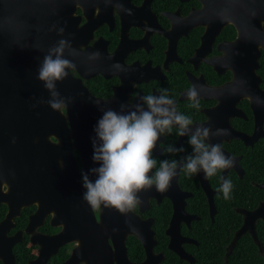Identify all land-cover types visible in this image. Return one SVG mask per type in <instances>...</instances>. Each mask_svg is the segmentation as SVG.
<instances>
[{"label":"flooded vegetation","instance_id":"flooded-vegetation-1","mask_svg":"<svg viewBox=\"0 0 264 264\" xmlns=\"http://www.w3.org/2000/svg\"><path fill=\"white\" fill-rule=\"evenodd\" d=\"M72 13L65 27L72 28L68 33L75 52L69 55L70 50H66L65 57L76 65L69 70V90L74 95L70 105L76 106L75 121L69 119L66 107L61 111L64 122L39 121V109L34 106L31 109L36 112H31V120L20 117L8 123L6 90L0 84V264L35 261L65 264L77 247L93 246L88 238L81 244L77 234H72L76 239L61 245L50 241L65 227L52 223L55 210L52 204L56 209L63 208L65 219H72L77 225L91 221L86 212L90 206L82 198L85 189L81 172L99 166L92 159V140L96 135L94 127L105 109L100 102L93 105L87 101L77 82L92 97L101 100L112 98L116 89L126 83L124 102L128 104H134L142 95H158L166 88L176 101L177 111L190 116L194 123L205 126L210 123L213 129L229 130L228 136L214 137L210 142L222 145L225 155L235 159L234 167L210 178L203 172L189 177L178 170L168 191L161 193L153 188L145 192L143 211L139 205L130 212L142 220H152L157 240L154 252H163L165 256L160 264H165L168 252L160 244L158 226L160 222L166 224L163 231L170 250L167 229L175 211L183 247L193 260H183L174 252L181 264L197 263L201 236L220 239L234 222L237 226L233 236L224 246L227 262L235 248L231 243L245 223L246 212L264 202V194L260 192H264V0H75ZM118 48L122 50L121 60L113 56ZM97 51L99 58L90 59V54ZM117 63L119 67L114 66ZM120 72H124V77ZM193 84L200 88L199 110L192 108L183 95ZM160 141L154 152L158 165L163 159L180 161L192 152L188 137L178 136L175 127L172 134L161 136ZM182 144L185 152L162 154L168 145ZM66 159H71V164L78 168L74 173L78 178L73 184L63 179ZM55 160L57 170L50 179V191L58 192L57 196L45 192L39 180L44 173L38 170V164L49 161L51 164ZM222 178L232 181L240 203L222 199L223 193L218 191ZM90 179L95 176L90 174ZM74 183L81 187L78 184L74 187ZM245 199L253 205L244 206ZM40 204L50 208L43 217L38 216ZM102 208L92 209L97 222H101ZM129 220V214L114 210L109 222L120 231ZM260 222L264 223L263 217L256 221L257 234ZM97 229L86 230L95 245L96 256H100L101 245L95 242H101ZM247 234L254 240L250 233L238 240ZM134 238L140 242L136 235H126L129 258L142 262L146 253L141 242L144 256L136 260L130 256ZM109 242L114 247L111 239ZM88 247L77 256L76 264L99 262L98 257L87 251ZM258 249L264 252L263 243Z\"/></svg>","mask_w":264,"mask_h":264},{"label":"clouds","instance_id":"clouds-1","mask_svg":"<svg viewBox=\"0 0 264 264\" xmlns=\"http://www.w3.org/2000/svg\"><path fill=\"white\" fill-rule=\"evenodd\" d=\"M51 30L61 36L65 32L64 27L57 28L56 25ZM66 50H70L69 55L75 52L71 41L58 40L48 49L37 70V79L50 94L46 103L60 113L73 100V97L61 96L57 89V82L65 80L69 70L76 67L73 60L65 57ZM99 56L97 51L89 58ZM114 66L119 67V64ZM158 93L139 96L134 104L121 103L120 111L111 108L103 111L94 127L96 135L92 140V159L99 166L81 172L85 189L82 198L92 209L103 206L127 215L143 204L141 193L153 187L161 193L168 191L178 170L189 177L203 172L206 178H210L234 167L235 159L225 155L222 145L210 142L214 137L228 136V129H213L210 123L207 126L194 123L190 116L177 111L176 101L168 94V89ZM183 95L191 102L192 108L200 109V88L197 85L193 84ZM174 127L178 136L188 137L192 152L181 157L180 161L163 159L158 165L154 152L158 143L159 147L161 145V136L172 134ZM162 150V154L186 151L183 144L180 147L168 145ZM60 166L63 167V161ZM90 174L95 176L94 180L90 179ZM5 185L9 190V185ZM232 190V181L222 178L218 191L223 193L225 200L231 198Z\"/></svg>","mask_w":264,"mask_h":264},{"label":"water","instance_id":"water-1","mask_svg":"<svg viewBox=\"0 0 264 264\" xmlns=\"http://www.w3.org/2000/svg\"><path fill=\"white\" fill-rule=\"evenodd\" d=\"M74 3L75 0H0V84L6 90L5 118L8 123L20 117H23L24 120H31V112H36L31 109L35 108L34 106H38L37 108L39 110L37 113L39 121L43 119L49 120L50 124L64 122V114L52 110L46 103L50 99V94L44 88L43 82L37 79V70L50 47L62 38L70 40L68 32L72 31V28L65 26L72 19ZM53 25H56L57 28H65L62 36L55 30L50 31ZM121 52L122 50L118 48L113 55L114 58L121 60ZM123 73L120 72L122 77H124ZM70 75L65 80L57 82V89L63 97H74L69 90L71 88ZM77 84L86 94L87 101H91L93 105H97L100 102L105 110L111 108L120 111V104L126 103L124 102L127 98L126 89H128L126 83L116 89L115 95L112 98L106 100L92 97L88 89L82 87V83L77 82ZM92 104H89L91 108H93ZM74 107L76 106H72L70 103L66 107L67 115L71 121L77 119L75 117L76 115H74ZM64 139L63 141H66V138ZM66 162V176L62 178L67 183L73 184V180L78 178V175L74 174L76 171L78 172V168L71 164V159H66ZM38 165L40 174L44 173L43 176L40 175L39 177L40 185L42 184L44 186L43 189L46 193H50V195L56 194L55 196H57L58 192L55 190L50 191V179L55 177V171L57 170L56 160L51 164L49 161V164ZM77 184L74 183V187H77ZM78 185L81 187L80 184ZM153 188L155 190V187ZM44 190L40 189V191ZM144 195L145 192L141 193L143 199V204L140 205L141 211H143V206L146 201ZM52 205L51 208L55 209L52 223L54 225L61 224L65 227L58 235L51 237L50 241L53 244L61 245L62 243L78 238L82 244L88 238L87 241L92 243L93 246L88 247L87 244L84 246L88 247L86 249L92 253V256L98 257L97 261L99 260V262H96V264H114V262H117V264H160L165 257L163 252L159 254L154 252V246L157 244V240L155 238V232L152 229L151 219L142 220L139 216L128 213L130 217L129 222L125 225L124 230L118 231L115 224L109 222L114 210L102 206L101 222H97L92 208L88 207L86 212L91 217V221L83 225H77L76 221L73 222L72 219L69 221L67 218L65 219L64 215L67 216V214L63 211V208L56 209ZM178 208L177 206L176 210ZM48 209L50 208H45L40 204L38 216L43 217ZM260 217L264 218V202L257 209L246 212L245 223L237 231L231 243L232 248L245 233H250L258 246L262 248V242L258 237L256 229V221ZM179 225V216L177 211H175L170 226L167 229V235L170 237L168 247L181 259L191 262L193 261L191 256L183 247L184 239L181 235ZM87 228H93V231L98 228L97 232L101 234L99 235L101 242L95 241L96 245H101L100 256H96V248L91 236H88L89 231L86 230ZM129 233L136 235L145 249L146 259L142 262H132L129 258L125 243L126 235ZM72 234H77L78 236L73 238ZM110 239L114 247L110 245ZM41 243L44 245L43 241ZM85 247H77L72 257L65 264H76L77 256L81 255L82 249L85 250ZM43 263H39L38 261L33 262V264Z\"/></svg>","mask_w":264,"mask_h":264},{"label":"trees","instance_id":"trees-1","mask_svg":"<svg viewBox=\"0 0 264 264\" xmlns=\"http://www.w3.org/2000/svg\"><path fill=\"white\" fill-rule=\"evenodd\" d=\"M260 192L264 194L263 191ZM238 198L239 196L237 192L232 190L231 198L227 201H237L236 203H240V200H238ZM247 200L248 199H245L242 204L244 206L246 204V206L248 207L252 206L253 204H251ZM162 219L163 217L160 218V221ZM159 224L158 238L163 249L168 252L165 264H181L182 261L179 259V257L167 248L168 238H166L163 231L166 224H161V222ZM236 226L237 225L234 222L231 223L228 232L224 233V236L220 237V239H209L207 238V236H201L202 240L200 246L198 247V261L196 264H264V252H259L258 245L248 234L244 235V237L238 240L228 261H224V246L231 240ZM258 234L264 246V223L262 222L258 224ZM134 239V249L130 253V256L132 259L136 260L139 259V257L144 256V249L141 243L136 238Z\"/></svg>","mask_w":264,"mask_h":264}]
</instances>
